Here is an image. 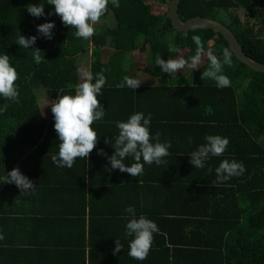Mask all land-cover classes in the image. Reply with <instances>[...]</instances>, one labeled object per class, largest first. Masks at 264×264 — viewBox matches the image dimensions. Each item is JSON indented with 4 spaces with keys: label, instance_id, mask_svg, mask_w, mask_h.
<instances>
[{
    "label": "trees",
    "instance_id": "1",
    "mask_svg": "<svg viewBox=\"0 0 264 264\" xmlns=\"http://www.w3.org/2000/svg\"><path fill=\"white\" fill-rule=\"evenodd\" d=\"M170 1L120 0L118 8L109 4L101 18L112 14L114 25L95 27L94 35L83 39L75 36V28L62 23L46 0H0V54H8L15 67L19 92L15 102L0 98V105L8 104L7 110L0 112V174L3 166L6 173L17 166L23 168L40 152L47 131L54 126L50 103L59 93L74 94L75 86L81 82L77 63L87 56L89 71H103L106 76L102 96L97 97L105 116L93 125L113 128L117 120L121 121L120 113L113 111L119 107L151 113L155 130L162 126V130L170 127L175 131L174 124L166 127V123L176 118L185 128L189 144L181 164L192 169L195 167L189 162V154L204 143L206 135L219 134L229 140L223 156L206 162L208 171L203 178L188 177L183 186L172 183L173 198L180 196L186 201L183 210L173 204L172 214L182 211L185 216L167 215L163 219L169 220L170 231L186 228L187 233L184 241L166 234L168 243H172V254L169 246L165 247L168 258L184 259L181 254L186 249L184 257L192 264H264V143L260 141L264 135V73L237 60L226 39L215 30L171 29ZM40 3L45 15L37 18L29 14V4ZM176 11L182 23L197 17L223 23L244 53L264 64V0H179ZM46 21L55 22L51 39L37 31V25ZM168 33L172 35L170 39L166 37ZM19 35L37 39L30 49H25L16 43ZM193 35L199 36L205 49L217 56L225 48L231 51L232 65L224 66L229 86L218 88L214 81L201 79L207 67L206 56L200 68L185 67L172 75L161 72L155 64L157 54L165 60L189 59L196 49ZM169 45L178 51L170 52ZM33 49L41 51L44 60L40 63L34 62ZM132 51L138 54L134 67L126 57ZM141 72L164 79L166 84L120 87L125 76L136 77ZM190 74L186 84L179 85V79ZM42 92L46 104L38 105ZM179 109L182 114L175 117L174 110ZM153 114H159L162 121ZM225 158L242 161L246 171L215 185V169ZM9 185L0 183V198ZM178 242L184 248L177 246ZM196 244L198 249H190Z\"/></svg>",
    "mask_w": 264,
    "mask_h": 264
},
{
    "label": "crops",
    "instance_id": "2",
    "mask_svg": "<svg viewBox=\"0 0 264 264\" xmlns=\"http://www.w3.org/2000/svg\"><path fill=\"white\" fill-rule=\"evenodd\" d=\"M134 53L137 51L126 57L129 59ZM136 78L141 80L139 86L166 84L160 78L153 82L147 79L150 81L147 82L139 73ZM179 82L184 85L187 80L181 78ZM37 102L38 105L46 104L44 92ZM122 109L113 110L120 113L121 121L137 112ZM168 113L171 112L168 110ZM180 114V109L174 110L175 117ZM153 115L157 121H162L159 114ZM167 124H174L176 130L168 127L170 130L165 131L162 126L155 130L154 123L150 125L152 134L160 132L161 142H171L170 154L164 158L166 162L159 166L155 163L144 165V172L138 177L111 169L106 156L98 153L100 149L108 156L114 152L106 141L114 140L118 135L116 125L113 128L93 125L98 134L97 143L86 160L77 158L72 169L58 168L52 162L51 156L58 152L59 140L54 126L50 127L40 152L20 168L36 185L35 191L21 193L15 184H11L1 195L0 264H192L184 257L186 249L181 254L184 259L174 260L166 255V246L172 254V243H168L166 234L169 232L172 238L177 236L176 240L184 241L187 229L172 232L168 227L169 220L163 217L185 216L182 211L172 214L173 204H178L174 208L183 210V202L186 203L184 197L174 195L173 198L172 183L183 186L188 177L203 178L208 168L192 169L181 164L189 145L185 128L177 123L176 118L166 123V127ZM125 163L130 166L131 161L125 160ZM129 205L135 207L137 217L143 214L159 228L143 261L128 255L131 237L125 235L126 220L122 215H126L124 208ZM115 239L123 245L117 254H113ZM177 246L184 248L181 242ZM198 248L196 244L190 249Z\"/></svg>",
    "mask_w": 264,
    "mask_h": 264
},
{
    "label": "clouds",
    "instance_id": "3",
    "mask_svg": "<svg viewBox=\"0 0 264 264\" xmlns=\"http://www.w3.org/2000/svg\"><path fill=\"white\" fill-rule=\"evenodd\" d=\"M49 5L54 6V13L59 15L64 25L75 28V36L89 39L94 35L95 24L107 11L108 5L118 8L120 0H46ZM27 11L34 17L45 15L43 3L29 4ZM52 13H49L51 15ZM55 27L54 21H46L37 25L38 33L45 38H52V30ZM37 36L24 37L19 35L16 43L22 48L30 49L36 42ZM196 45L195 54L189 59L183 57L167 60L157 54L155 64L163 73H177L185 67L193 69L200 68L202 59L206 56L207 67L201 73V79L214 81L218 88L230 85V79L224 73V66L232 65V53L229 49L222 50L217 56L211 50L205 49L201 38L197 35L191 37ZM33 60L40 63L43 59L39 49H33ZM170 52L178 51L169 45ZM17 71L10 63L8 54H0V98L8 101H17L19 97L18 87L15 84ZM141 80L136 77L125 76L120 87L135 89L139 87ZM106 84V76L103 71L93 74L90 71L83 72V78L75 86L74 94H60L51 104V112L54 119V129L57 133L59 144L58 152L51 156L52 162L58 168L72 169L77 158L86 160L97 143V131L93 128L96 121H100L105 116V109L97 99L102 96V88ZM63 93V89H61ZM8 104L0 105V112L6 111ZM151 113L145 115L137 111L131 114L125 121H117L116 128L119 130L114 140L106 142L114 148V152L108 156L103 150H98L99 154L105 155L110 168L127 172L132 177L141 176L144 172V165L157 166L165 163V157L171 147L170 141L161 142L160 132L152 134L150 132ZM205 143L192 151L190 163L195 169H202L206 162L214 156H223L229 140L219 134H209L204 137ZM130 158V159H129ZM2 159V153H0ZM130 160V166L125 163ZM2 164V163H0ZM3 165V164H2ZM246 171L242 161L236 159H223L215 169L216 180L213 184L228 181L234 176H241ZM15 184L21 193L34 192L36 185L33 184L19 167H14L7 173L4 170L0 174V183ZM122 218L126 220L125 235L131 237L129 240L128 255L138 261L147 258L151 248L153 236L159 231L158 225L150 218L141 214L137 217L135 207L132 205L124 208ZM123 245L119 239H115L113 254L119 253Z\"/></svg>",
    "mask_w": 264,
    "mask_h": 264
},
{
    "label": "water",
    "instance_id": "4",
    "mask_svg": "<svg viewBox=\"0 0 264 264\" xmlns=\"http://www.w3.org/2000/svg\"><path fill=\"white\" fill-rule=\"evenodd\" d=\"M179 0H171L169 3L170 28L175 31L188 32L193 29H212L223 35L228 42L231 51L237 60L248 66L250 69L264 73V64L252 61L242 50L234 34L223 23L207 17L192 18L184 23L177 18V4Z\"/></svg>",
    "mask_w": 264,
    "mask_h": 264
},
{
    "label": "rangeland",
    "instance_id": "5",
    "mask_svg": "<svg viewBox=\"0 0 264 264\" xmlns=\"http://www.w3.org/2000/svg\"><path fill=\"white\" fill-rule=\"evenodd\" d=\"M153 1H155V0H148V2H153ZM222 18L225 20V17L224 16H222ZM114 22H115V20H114L112 14H108L106 17L101 18L100 21H98L95 24L94 27H99L100 25H103V24H106L107 26H110L111 27V26L114 25ZM166 37H167V39H170L172 37V35L168 33ZM129 57H130L129 58V61H130L131 65H133V67H134L135 66L134 62H136V60L138 59L137 58V54L134 53L133 55H130ZM77 65L79 66L80 76H81V80H82V78H83V72L84 71H89V61H88V57L87 56H84V59H80L78 61ZM148 76L149 75H146L143 72H141V77H143V79L145 81L147 79H149V80H151L153 82L154 79H156V78H151L150 76L149 77ZM190 77H191V74H190L189 77L188 76L186 77L187 78V81L189 80ZM149 80H147V82H150ZM39 96H40V94H39ZM260 141L262 143H264V135L261 137Z\"/></svg>",
    "mask_w": 264,
    "mask_h": 264
}]
</instances>
